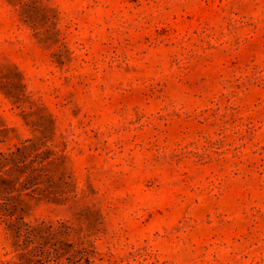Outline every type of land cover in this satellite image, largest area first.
<instances>
[{
	"label": "rangeland",
	"instance_id": "374dc122",
	"mask_svg": "<svg viewBox=\"0 0 264 264\" xmlns=\"http://www.w3.org/2000/svg\"><path fill=\"white\" fill-rule=\"evenodd\" d=\"M0 264H264V0H0Z\"/></svg>",
	"mask_w": 264,
	"mask_h": 264
}]
</instances>
